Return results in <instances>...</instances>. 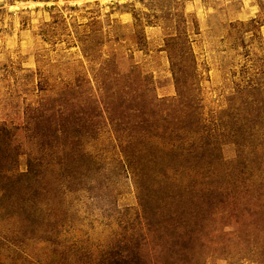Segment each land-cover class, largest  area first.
Segmentation results:
<instances>
[{"label": "rangeland", "instance_id": "1", "mask_svg": "<svg viewBox=\"0 0 264 264\" xmlns=\"http://www.w3.org/2000/svg\"><path fill=\"white\" fill-rule=\"evenodd\" d=\"M0 264H264V0H0Z\"/></svg>", "mask_w": 264, "mask_h": 264}]
</instances>
